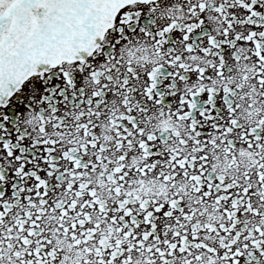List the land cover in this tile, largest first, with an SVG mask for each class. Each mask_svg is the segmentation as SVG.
Returning a JSON list of instances; mask_svg holds the SVG:
<instances>
[{
    "label": "snow or ice",
    "instance_id": "1",
    "mask_svg": "<svg viewBox=\"0 0 264 264\" xmlns=\"http://www.w3.org/2000/svg\"><path fill=\"white\" fill-rule=\"evenodd\" d=\"M0 264H264V0H0Z\"/></svg>",
    "mask_w": 264,
    "mask_h": 264
}]
</instances>
